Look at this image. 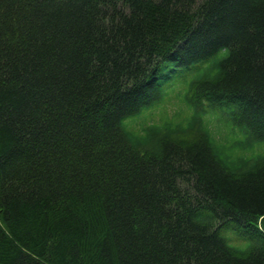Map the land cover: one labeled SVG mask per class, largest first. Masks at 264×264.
I'll return each instance as SVG.
<instances>
[{
  "label": "trees",
  "instance_id": "obj_1",
  "mask_svg": "<svg viewBox=\"0 0 264 264\" xmlns=\"http://www.w3.org/2000/svg\"><path fill=\"white\" fill-rule=\"evenodd\" d=\"M224 124L264 141V0H0V264H264Z\"/></svg>",
  "mask_w": 264,
  "mask_h": 264
},
{
  "label": "rangeland",
  "instance_id": "obj_2",
  "mask_svg": "<svg viewBox=\"0 0 264 264\" xmlns=\"http://www.w3.org/2000/svg\"><path fill=\"white\" fill-rule=\"evenodd\" d=\"M197 74H199V72L195 73V72H190L188 74V76L186 77V81H184L183 83H181L179 86L175 87L172 91L169 92L168 95H164L163 96V102L157 104L156 109L154 110H145L143 111L140 115H137L136 117H134L132 120L128 121L127 123H129L130 126H136V127H140V129H143L145 125H147L149 123L150 120L154 119L155 116L158 114L160 116V118H164L166 116V119L172 120L173 123H179L181 121L183 122H188L187 117H190L191 115H193V109H191L188 104L186 102H184L183 100L186 101V95H187V91L190 85V82L197 77ZM172 96L171 98H168L167 96ZM175 99V103H173L172 99ZM167 103L169 104V109L170 108H174L173 109V114L170 115L167 114L165 115V111H167ZM179 113V114H178ZM224 120V119H223ZM160 123V122H159ZM227 124V122H225ZM225 125V124H224ZM226 131L230 132V135L232 137H235L236 139H241L243 140L246 145H247V155L248 156H253L256 154H264V141H257V142H251L250 140H248V138L241 132L237 131L236 134L232 133V129L231 126H226ZM194 135H190V136H186V140H191V138Z\"/></svg>",
  "mask_w": 264,
  "mask_h": 264
}]
</instances>
